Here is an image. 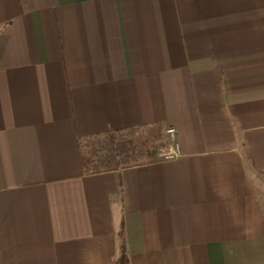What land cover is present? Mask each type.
Instances as JSON below:
<instances>
[{"label":"crops","instance_id":"0c3cea01","mask_svg":"<svg viewBox=\"0 0 264 264\" xmlns=\"http://www.w3.org/2000/svg\"><path fill=\"white\" fill-rule=\"evenodd\" d=\"M0 264H264V0H0Z\"/></svg>","mask_w":264,"mask_h":264},{"label":"rangeland","instance_id":"374dc122","mask_svg":"<svg viewBox=\"0 0 264 264\" xmlns=\"http://www.w3.org/2000/svg\"><path fill=\"white\" fill-rule=\"evenodd\" d=\"M165 144L164 131L151 127L89 141L83 150L89 159L98 161L94 167L112 168L145 161L153 151L158 152Z\"/></svg>","mask_w":264,"mask_h":264},{"label":"built area","instance_id":"2783aa9c","mask_svg":"<svg viewBox=\"0 0 264 264\" xmlns=\"http://www.w3.org/2000/svg\"><path fill=\"white\" fill-rule=\"evenodd\" d=\"M166 144L157 152L159 159H173L179 155L176 130L169 127L165 130Z\"/></svg>","mask_w":264,"mask_h":264},{"label":"trees","instance_id":"16d2710c","mask_svg":"<svg viewBox=\"0 0 264 264\" xmlns=\"http://www.w3.org/2000/svg\"><path fill=\"white\" fill-rule=\"evenodd\" d=\"M155 155V151H153L150 155L149 158H152Z\"/></svg>","mask_w":264,"mask_h":264}]
</instances>
